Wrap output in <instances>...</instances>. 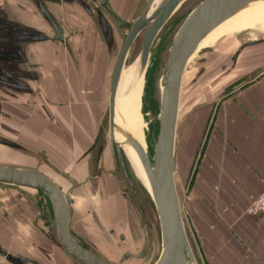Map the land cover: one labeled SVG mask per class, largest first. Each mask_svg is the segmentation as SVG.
Returning a JSON list of instances; mask_svg holds the SVG:
<instances>
[{
	"label": "water",
	"instance_id": "95a60500",
	"mask_svg": "<svg viewBox=\"0 0 264 264\" xmlns=\"http://www.w3.org/2000/svg\"><path fill=\"white\" fill-rule=\"evenodd\" d=\"M125 1L129 2L132 9L131 18L127 21L114 11L109 0L0 1V101L6 102L0 103V118L8 121L7 110L11 113L10 121H13L12 116H24L25 112H31L44 123L61 128L55 118H48L35 102L39 97L36 85L40 81L41 65L34 59L44 45L54 61H57L54 63L56 67H49L50 72L62 71L70 63L80 79L83 89L81 93L97 121L93 138L86 150L82 151L86 157V168L96 170L109 155L115 153L122 169L124 159L132 185L137 189L145 207L141 212L142 225L127 205L126 225L120 226L121 230L127 232L129 243L126 248H129L130 243L140 246L141 242L140 254L135 260L142 262L148 238L157 254L152 264H198L187 237L175 186V138L182 80L187 63L194 58L192 56L210 51L211 47L198 50L210 32L243 9L263 3L264 0H204L199 4L195 2L199 0ZM68 10L81 22L79 26L68 17ZM68 24L73 28L72 31L68 30ZM166 35L168 37L158 53L153 74V99L158 107V115L155 118L151 112L147 113V119L157 125L151 159L137 148L138 144L132 138H126L147 177L151 188L149 193L133 172L122 145L115 137L118 132L114 119L115 100L121 88L123 71L129 70L131 66L141 72L145 71L152 51ZM262 45L264 38L244 42L233 54L232 64H236L244 50ZM263 71L264 66L251 77ZM203 72L204 69H201L197 77ZM56 73L59 75V72ZM92 74L94 78H91ZM16 100L25 106L19 108L13 103ZM13 124L23 129L20 122L13 121ZM62 133L65 140H68L65 132ZM0 145V153L11 151L20 156L18 158L28 159L31 165L27 169L23 166L0 165V185L43 192L52 206L55 218L49 226L56 233L65 252L80 264H109L70 238L67 230L70 207L76 201V205H84V201L79 198L81 195L70 196L54 183L61 181L70 185L69 178L46 160L40 151L30 150L2 138ZM94 177L95 174L92 175ZM91 182L94 186L96 181ZM92 214H96L93 209ZM96 233L93 235L95 241L100 239ZM120 238L124 239V236ZM12 246L13 256L0 250L6 262H36L34 257L17 252ZM131 261H134V253L127 251L122 253L118 262ZM0 264H4L1 259Z\"/></svg>",
	"mask_w": 264,
	"mask_h": 264
},
{
	"label": "crops",
	"instance_id": "0c3cea01",
	"mask_svg": "<svg viewBox=\"0 0 264 264\" xmlns=\"http://www.w3.org/2000/svg\"><path fill=\"white\" fill-rule=\"evenodd\" d=\"M119 2L110 0L112 7L121 12ZM123 5L130 6L125 0ZM67 14L77 26L80 25L72 11L68 10ZM67 28L73 30L70 24ZM34 61L41 65L40 81L36 85L39 97L35 102L48 118H55L68 140L61 128L44 123L31 112L12 116V119L22 121V131L27 140L30 139L29 142L22 141L25 147L39 148L61 172L69 171L71 167L80 166L77 158L93 138L97 122L95 114L81 93L80 79L70 63L62 71L55 69L59 75L50 72L49 67H56L57 61L44 45ZM91 78H94L93 74ZM220 105V121H186L184 126L181 158L179 154L181 179L186 178L190 164L188 154L196 146L193 142L197 135L201 154L188 184L183 219L198 264H264V218L245 215L252 201L264 192V71L248 87L232 92ZM194 131L197 134L191 135ZM33 140L37 145L32 143ZM0 219L9 226L7 218L0 216ZM12 226L13 236H0L3 245L11 238L14 250L40 259L21 235L27 228L25 220L20 218Z\"/></svg>",
	"mask_w": 264,
	"mask_h": 264
},
{
	"label": "flooded vegetation",
	"instance_id": "af4514ba",
	"mask_svg": "<svg viewBox=\"0 0 264 264\" xmlns=\"http://www.w3.org/2000/svg\"><path fill=\"white\" fill-rule=\"evenodd\" d=\"M120 2L119 7L122 11L119 12L114 9V7L113 9L121 19L127 21L131 18L132 9L130 6L126 7L123 5L124 0H120ZM162 43L163 42H161L159 44L160 46L154 51L156 58ZM8 69L9 66L7 65V70ZM151 98L152 96L150 95H147L144 98V111L146 113L151 112L154 114V104ZM10 114L11 113L7 110L6 115L8 121H5L7 123V125H4L5 128L0 130V138L11 142H17L25 147L24 143H21L11 135L15 131V125L13 124V121L9 120ZM148 124L152 131L157 128V125H154L151 121H148ZM149 134L151 135V132ZM149 134H147L148 137ZM35 151L39 152V148ZM41 152L42 154L44 153L40 150V153ZM10 153L12 154L13 152L9 151L6 156L0 153V165L13 166L8 155ZM44 155L46 156V153H44ZM46 160H48L47 156ZM122 160L123 169L116 154L113 153V156L109 155L107 160H104L103 165H98L97 169L93 170L92 168H86V157L84 154H80V157L77 158V162L80 166L71 167L69 171L65 172H61L57 167L66 178H69L71 184L68 185V182L65 184L61 181L54 182L64 190L66 194L70 196L81 195L79 198L84 201V205H76V202V204L71 206L69 210L67 230L72 241L84 250L98 254L109 264L115 262V259H113L110 254H116L118 248L127 249V243H129L127 241V232L120 229L122 224L126 225L127 205L132 208L135 216L139 219L140 223L144 225L141 218V212L145 208L144 204L139 199L137 189L132 185V179L127 170L126 163L124 159ZM35 170L38 169L36 168ZM89 174L91 177H89ZM93 174H95L94 178H92ZM91 180L96 181L94 186ZM0 188L4 193V196L10 198L8 205L10 212L8 214L9 210L6 206H3L1 208L2 211H4L2 218H7L9 220L10 227H13L12 225L14 224L16 225V222L20 220V218L25 220L27 228L21 232V235L29 241L30 249L38 253L40 259L33 256L38 264H80L65 252L57 239L56 233L50 228L49 223H53L55 218L52 206L43 192L31 189L25 190L5 185H0ZM90 196L93 198L95 205H97V202L99 203L97 205V210L90 201ZM85 201L87 202V205L85 204ZM19 206H22V208H19ZM92 209L96 213L95 216L92 214ZM91 227L93 228V232H91ZM104 227L108 229L104 230ZM17 228L18 227H16V229ZM94 232H97L96 234L100 237L97 241L93 239ZM35 233L37 236H35ZM120 236H124V239H121ZM99 241H113L114 246L110 248L111 250H107L108 248L103 246V243ZM12 242V239L9 238L7 244L4 243L3 245L1 239L0 250L5 253H10L13 256ZM140 244V246H142L141 242ZM151 244L154 243L151 242ZM133 245L130 243L127 251H133L134 261H136L135 258L140 254V246L137 244L135 246ZM145 247L146 254L144 260L138 262L140 264H152V262L157 259V254L155 253V249L150 245L148 238H146ZM0 259L2 263H8L1 254ZM36 262H31V264H36ZM117 263L120 264L119 262Z\"/></svg>",
	"mask_w": 264,
	"mask_h": 264
},
{
	"label": "rangeland",
	"instance_id": "374dc122",
	"mask_svg": "<svg viewBox=\"0 0 264 264\" xmlns=\"http://www.w3.org/2000/svg\"><path fill=\"white\" fill-rule=\"evenodd\" d=\"M3 1L7 2V0H3ZM182 8L183 7H181L180 10ZM175 24L172 26L170 32L175 27ZM225 25L226 24L224 23L221 26H219L216 30H214L212 34H210L205 40L201 42L199 47H203V48L211 47V49L209 52L205 54L202 55L196 54L195 56H193L194 58L192 59V61L189 62L188 65L186 66L182 80L180 100H179V114H178V122L176 128V138H175V152H176L175 158L177 162V167L175 166V186L178 195L180 210L182 213V218H183L185 201L188 196V184L193 178V174L195 172L197 162L201 154L200 153L201 149L198 148L199 147L198 143L200 140H198L199 137L197 135L193 142L196 144V146L195 148L193 147L190 153L188 154L187 160L190 162V164L187 170L186 178L181 179L180 173L182 170H180L179 164L182 163V159H180L179 161V154L181 153L180 146H182L183 144L184 126L186 125V121H204V122L220 121L218 118L221 117L220 104L222 100H224L226 97H229L231 93L234 92L235 90L241 89L243 87H248L250 83H252L255 80L256 77L263 74V72H261L255 75L254 77H251V75L254 74L255 71H257L262 66H264V45L256 48H250L244 50L243 53L240 54V56L238 57L235 65L232 64L231 58L233 54L239 49L240 45L243 44L244 42H247L250 39L258 40L260 38H264V11L262 12V15L258 16L251 25H244L240 27L232 25L229 28H226ZM168 35L162 38L161 42L163 43L160 49L164 47V42L166 41ZM161 42H159V44ZM159 44L151 53L148 69L144 79L143 90H142V83L140 81L131 91L132 94H128L127 96L128 101H133L136 98L139 100V112H140V106L142 104L141 127L143 131V136H144V129L145 127L147 128V131H145V140H146L145 154L147 147L149 159H151L153 154L155 139L157 135L155 131L157 128L154 129L153 131L150 129V125L148 124L149 120L147 119V113L144 111L145 109H144L143 100L147 95L152 96L151 100L153 101L154 110H155L154 111L155 113L152 115L156 118V116L158 115V107L153 99L152 85H153V74L157 66V58L155 56L156 54L154 53V51L160 46ZM201 69H204V72L199 77H197ZM129 70L133 71L132 68H130ZM141 95H142V101L140 102ZM0 99L2 98L0 97ZM13 103L19 108L25 106V104L22 103L20 100H16L15 102L13 101ZM20 122L22 123V121ZM4 125H7V123L5 121H2V119H0V130L5 128ZM15 128L17 130L14 131L13 134L11 135L14 136L16 139H18V141H20L21 143L22 141L23 142L26 141L27 137H25V134L23 133L22 129L16 126ZM148 132L149 133L151 132V135ZM147 134H149V137L147 136ZM196 134H197L196 132L195 133L192 132L191 135H196ZM43 135L44 134H42L41 136ZM29 140L30 139H28L27 141L29 142ZM32 143H35L37 145V141L33 140ZM6 155L7 154H4V156ZM8 155L10 158V162L13 164V166H23L27 168L31 166L28 159L26 160L24 158H18L20 156L16 155L15 153L12 154L10 153ZM126 157L129 161L127 154ZM180 158H181V154H180ZM133 172L135 173L137 178L142 182L146 190H148L145 184L143 183L142 179L139 177V175L135 172L134 169ZM9 199L10 198L5 197L3 191L0 190V216H3L4 211H2L1 209L3 206H6L8 209V205L10 202ZM90 201L93 203L94 208L96 207L95 209L97 210V205L99 203L97 202V205H95L92 197L90 198ZM8 210L10 212V209ZM1 220L2 219H0V236L1 234L4 235L10 234V236H13L12 234L13 227L11 228L7 226ZM184 226L187 232V237L190 243L191 250L198 263V256L195 252L193 241L190 238L185 222H184ZM5 242L7 243V240ZM102 243L103 246H106L108 248V249L106 248L107 250H111L110 248L114 246L113 241L110 242L104 241ZM118 249L116 254H110L112 255L111 257L115 259V262H118L119 259H121L122 253H127L128 250L121 248L119 249L121 251H119ZM122 263L123 262H121L120 264ZM123 264H140V263L138 261H131L130 263L125 262Z\"/></svg>",
	"mask_w": 264,
	"mask_h": 264
},
{
	"label": "bare ground",
	"instance_id": "6f19581e",
	"mask_svg": "<svg viewBox=\"0 0 264 264\" xmlns=\"http://www.w3.org/2000/svg\"><path fill=\"white\" fill-rule=\"evenodd\" d=\"M202 1H204V0H199V1H195V2H198V4H199ZM179 10H180V8H179ZM263 11H264V2L254 4V5H250L248 8H245L242 11L238 12L231 19L226 20L222 24L225 23L226 28H229L232 25L233 26H239V27L244 26V25H251L258 16L262 15ZM222 24H220L219 26H221ZM218 27H216L214 30H216ZM214 30L212 32H210V34H212L214 32ZM210 34H208L204 38V40ZM258 40H260V39H258ZM258 40H256V41H258ZM205 48H207V47H205ZM205 48L199 47L198 50L205 49ZM192 58H193V56H192ZM192 58H190V59H192ZM149 61H150V58H149ZM189 62H190V60H189ZM188 63H187V65H188ZM148 65H149V62H148ZM148 65L146 66L145 71H143V72H141L135 66L130 67L133 69V71L132 70H124L123 71L122 79H121V86H120L121 88H120V90L116 96V100H115V113H114L115 118L114 119H115V127L119 132V133L117 132L115 134V137L118 140V142L122 145L123 150L127 154L132 168L135 170V172L142 179L143 183L145 184V186L148 189L147 191L149 193H151L150 185L148 183L147 177L144 174V171L141 167V164L138 160V157L136 156V153H135L134 149L132 148V145L126 139V138H132L138 144L137 148L141 149L145 153V145H146L145 131H147V128L145 127L144 136H143V131H142V127H141L142 104L140 106V112H139V100L136 98L133 101H128L127 96H128V94H132L131 91L135 88V86L140 81L142 83V90H143L144 79H145V75H146V72L148 69ZM161 81H163V79ZM141 83H140V85H141ZM160 84H161V82H160ZM141 94H142V92H141ZM141 101H142V95L140 98V102ZM140 113H141V115H140ZM142 119H143V117H142ZM147 155H148V149L146 147V156ZM23 168L25 169L26 167H23ZM25 189H28V188H25ZM28 190H30V189H28Z\"/></svg>",
	"mask_w": 264,
	"mask_h": 264
},
{
	"label": "built area",
	"instance_id": "2783aa9c",
	"mask_svg": "<svg viewBox=\"0 0 264 264\" xmlns=\"http://www.w3.org/2000/svg\"><path fill=\"white\" fill-rule=\"evenodd\" d=\"M245 215L264 218V192L252 201L246 209Z\"/></svg>",
	"mask_w": 264,
	"mask_h": 264
},
{
	"label": "trees",
	"instance_id": "16d2710c",
	"mask_svg": "<svg viewBox=\"0 0 264 264\" xmlns=\"http://www.w3.org/2000/svg\"><path fill=\"white\" fill-rule=\"evenodd\" d=\"M155 133L157 134V129H156Z\"/></svg>",
	"mask_w": 264,
	"mask_h": 264
}]
</instances>
